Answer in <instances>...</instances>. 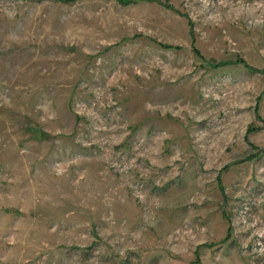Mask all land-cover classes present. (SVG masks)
Listing matches in <instances>:
<instances>
[{"label": "rangeland", "instance_id": "374dc122", "mask_svg": "<svg viewBox=\"0 0 264 264\" xmlns=\"http://www.w3.org/2000/svg\"><path fill=\"white\" fill-rule=\"evenodd\" d=\"M0 264H264V0H0Z\"/></svg>", "mask_w": 264, "mask_h": 264}]
</instances>
